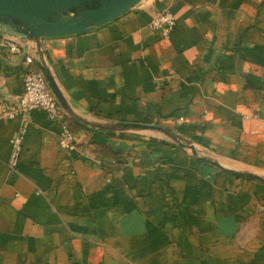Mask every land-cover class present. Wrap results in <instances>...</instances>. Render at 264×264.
I'll return each mask as SVG.
<instances>
[{
  "label": "crops",
  "instance_id": "obj_1",
  "mask_svg": "<svg viewBox=\"0 0 264 264\" xmlns=\"http://www.w3.org/2000/svg\"><path fill=\"white\" fill-rule=\"evenodd\" d=\"M164 8L167 38L149 27ZM18 41L0 47V103L44 68L75 116L181 139L0 109V264H264V180L232 172L264 177V0H141L85 32Z\"/></svg>",
  "mask_w": 264,
  "mask_h": 264
},
{
  "label": "water",
  "instance_id": "obj_2",
  "mask_svg": "<svg viewBox=\"0 0 264 264\" xmlns=\"http://www.w3.org/2000/svg\"><path fill=\"white\" fill-rule=\"evenodd\" d=\"M141 0H0V32L30 39L39 43L40 38L85 32L105 24L127 12ZM47 84L57 101L74 118L103 130L153 129L179 140L178 135L153 124L120 122L111 125L91 124L75 116L68 108L52 76L42 68ZM194 154L193 144L183 141ZM205 160L216 164L214 161ZM248 177L264 180V177L232 171Z\"/></svg>",
  "mask_w": 264,
  "mask_h": 264
},
{
  "label": "built area",
  "instance_id": "obj_3",
  "mask_svg": "<svg viewBox=\"0 0 264 264\" xmlns=\"http://www.w3.org/2000/svg\"><path fill=\"white\" fill-rule=\"evenodd\" d=\"M175 25L173 13L164 8L151 14L149 27L167 38ZM0 47L10 53L19 52L21 43L16 36L0 33ZM30 62V56L25 57ZM1 115L4 118H28L35 110L43 111L50 119L63 120L65 110L57 101L50 90L44 74L41 70L28 68L22 77V90L12 101L0 103ZM25 136V128L21 127L10 140L11 149L8 158V167L15 169L18 165L21 145ZM59 144L64 148H72L75 144V136L72 131L64 126L59 132Z\"/></svg>",
  "mask_w": 264,
  "mask_h": 264
}]
</instances>
